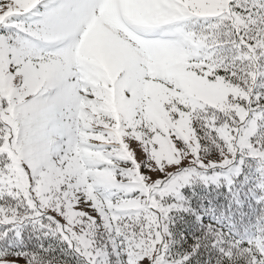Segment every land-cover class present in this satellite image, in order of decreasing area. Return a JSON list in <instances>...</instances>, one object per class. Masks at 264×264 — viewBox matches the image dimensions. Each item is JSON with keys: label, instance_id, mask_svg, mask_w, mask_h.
Masks as SVG:
<instances>
[{"label": "snow or ice", "instance_id": "snow-or-ice-1", "mask_svg": "<svg viewBox=\"0 0 264 264\" xmlns=\"http://www.w3.org/2000/svg\"><path fill=\"white\" fill-rule=\"evenodd\" d=\"M262 127L264 0H0V264H164L165 198L264 175ZM202 245L264 264V226Z\"/></svg>", "mask_w": 264, "mask_h": 264}, {"label": "trees", "instance_id": "trees-1", "mask_svg": "<svg viewBox=\"0 0 264 264\" xmlns=\"http://www.w3.org/2000/svg\"><path fill=\"white\" fill-rule=\"evenodd\" d=\"M260 131L264 133V127ZM206 155L217 157L212 148ZM258 168L256 160L238 154L230 165L201 170V175L215 177L214 181L205 182L196 176L179 189L182 199L166 197L165 205L178 206L170 208L163 221L168 232L165 240L169 241L164 258L174 264L192 253L208 226L238 238L252 236L264 226V175ZM23 239L24 244L18 247L37 243L31 226L25 229ZM41 240L46 245L56 244L52 237ZM216 259L215 250L202 245L183 264H216Z\"/></svg>", "mask_w": 264, "mask_h": 264}, {"label": "rangeland", "instance_id": "rangeland-1", "mask_svg": "<svg viewBox=\"0 0 264 264\" xmlns=\"http://www.w3.org/2000/svg\"><path fill=\"white\" fill-rule=\"evenodd\" d=\"M186 185L187 184H185L184 186H186ZM164 264H172V263L164 258Z\"/></svg>", "mask_w": 264, "mask_h": 264}]
</instances>
